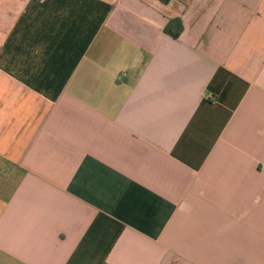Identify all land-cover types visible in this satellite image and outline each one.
<instances>
[{
  "label": "crops",
  "instance_id": "1",
  "mask_svg": "<svg viewBox=\"0 0 264 264\" xmlns=\"http://www.w3.org/2000/svg\"><path fill=\"white\" fill-rule=\"evenodd\" d=\"M0 264H264V0H0Z\"/></svg>",
  "mask_w": 264,
  "mask_h": 264
},
{
  "label": "trees",
  "instance_id": "2",
  "mask_svg": "<svg viewBox=\"0 0 264 264\" xmlns=\"http://www.w3.org/2000/svg\"><path fill=\"white\" fill-rule=\"evenodd\" d=\"M163 4H168L171 0H158ZM183 32V24L180 18L171 20L165 27V33L174 39H178Z\"/></svg>",
  "mask_w": 264,
  "mask_h": 264
}]
</instances>
